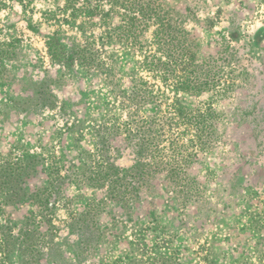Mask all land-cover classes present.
<instances>
[{
	"label": "rangeland",
	"instance_id": "374dc122",
	"mask_svg": "<svg viewBox=\"0 0 264 264\" xmlns=\"http://www.w3.org/2000/svg\"><path fill=\"white\" fill-rule=\"evenodd\" d=\"M65 2L0 0V159L26 151L72 172L80 153L96 150L91 131L75 134L73 128L83 121L90 127L114 100L99 77L87 76L77 61L54 60L53 39L66 48L82 42L81 33L65 22ZM164 2L183 20L199 60L223 56L217 63L223 62V83L228 79L233 85L217 99L213 93L181 95L188 107L210 103L219 120L213 149L190 166L189 202L179 205L164 179L156 177L138 193L132 222L110 207L112 215L103 216L110 229L105 241L114 244L85 251L83 264H117L133 250L137 264H159L162 257L179 264H264V0ZM125 62L127 69L134 67L129 58ZM107 158L130 169L135 151L123 144ZM48 180L41 173L25 188L33 194ZM66 180L51 200L58 206L46 217L30 202L0 207V264H75L73 250L86 236L70 233V211H83L84 201L104 192L78 190Z\"/></svg>",
	"mask_w": 264,
	"mask_h": 264
},
{
	"label": "trees",
	"instance_id": "16d2710c",
	"mask_svg": "<svg viewBox=\"0 0 264 264\" xmlns=\"http://www.w3.org/2000/svg\"><path fill=\"white\" fill-rule=\"evenodd\" d=\"M64 10L67 26L81 33L82 42H72L66 48L59 47L53 39L49 48L54 60L67 65L77 61L87 76L99 77L114 101L105 103L101 116L89 122L90 127L83 121L73 128L75 134L91 131L96 150L80 153L81 161L72 172L68 166L46 164L41 155L26 151L0 159V190L5 191L0 207L30 202L46 217L44 213L58 206L51 200L66 179L78 190H102V198L84 201L83 211L69 209L70 233L86 236L81 246L73 250L75 264H83L85 251L94 250L100 243L114 244L106 242L105 234L110 229L103 220L105 214L112 215L110 207L119 208L126 222H132L138 193L143 187H151V180L156 177L164 179L179 205L189 202L190 166L197 163L201 154L213 149L219 120L210 103L188 107L181 95L199 97L213 93L216 99L222 98L223 91L227 92L233 84L228 79L223 83V62L217 65L223 56L199 60L197 44L175 8L164 0H66ZM96 29L101 30L100 35L94 33ZM149 33L151 40L147 38ZM126 58L134 65L132 69H127ZM226 59L230 64V58ZM150 107H157L158 111H147ZM123 144L135 151V163L130 169L118 167L115 158H107ZM41 173H46L49 180L29 194L26 184ZM110 220L112 227L117 228V218ZM137 236L134 234L135 239ZM134 252L117 264H137ZM175 260L162 257L159 264H179Z\"/></svg>",
	"mask_w": 264,
	"mask_h": 264
}]
</instances>
